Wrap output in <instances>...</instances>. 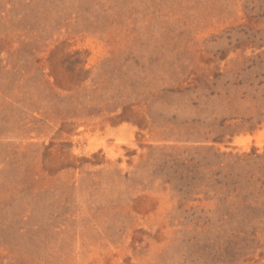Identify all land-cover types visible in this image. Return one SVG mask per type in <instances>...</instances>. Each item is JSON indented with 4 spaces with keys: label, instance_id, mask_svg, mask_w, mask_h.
<instances>
[{
    "label": "rangeland",
    "instance_id": "rangeland-1",
    "mask_svg": "<svg viewBox=\"0 0 264 264\" xmlns=\"http://www.w3.org/2000/svg\"><path fill=\"white\" fill-rule=\"evenodd\" d=\"M0 264H264V0H0Z\"/></svg>",
    "mask_w": 264,
    "mask_h": 264
}]
</instances>
